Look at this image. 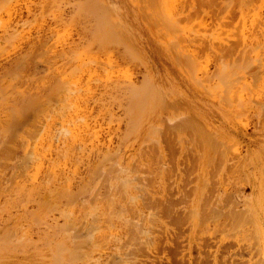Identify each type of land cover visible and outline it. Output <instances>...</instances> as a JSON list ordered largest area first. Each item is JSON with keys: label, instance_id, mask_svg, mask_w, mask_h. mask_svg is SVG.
Wrapping results in <instances>:
<instances>
[{"label": "rangeland", "instance_id": "rangeland-1", "mask_svg": "<svg viewBox=\"0 0 264 264\" xmlns=\"http://www.w3.org/2000/svg\"><path fill=\"white\" fill-rule=\"evenodd\" d=\"M246 4L247 7H245ZM94 16L97 17L94 18ZM162 16L165 21L161 19ZM172 17L174 18L172 19ZM262 18L264 19V0H0V90H2L0 91V151L2 152H0V176L5 178L0 177V245L4 246V249L0 247V264H255V260L263 261L264 264V238H262L264 237V231H262L264 229V210H262L264 207V107L262 106L264 105H261L264 104V88L262 89L264 86V53L262 54V52L264 50H261L262 46L264 48V29L261 25L264 20ZM253 20L258 21L253 22ZM176 21L179 23L176 24ZM101 22H105L102 23L104 25L108 24V26L102 25L101 27V29L103 27L105 30L107 29V32L99 28ZM240 22L243 25L248 24L247 28L246 25L241 26ZM254 24L258 28L254 29L256 26ZM230 25L233 28L229 27ZM238 25H240V29L237 28ZM108 30L109 33L111 32L110 34ZM223 32L225 33L223 34ZM236 35L238 38L241 35L246 36L248 40L251 39V45L254 44V48H252L255 50L253 51L251 48L252 52L247 55L250 64H246L245 68L240 67L243 61L240 64V59L239 57L236 59V55L230 57L231 60L228 57L222 58L217 51L220 48V43L222 46L230 45V43L231 46H234ZM211 36L212 38H210ZM215 38L219 39L216 41ZM220 38H224L225 42ZM120 40L121 48L118 46ZM177 40H180L179 43L182 40V46L176 43ZM202 40L204 41L202 42ZM104 43L106 47H104ZM115 43L116 45H114ZM213 43H218V46L215 44V47ZM258 44L259 46H257ZM172 45H176L175 48ZM102 46L107 52L103 50ZM124 46L126 49L123 48ZM258 50L262 52H258ZM180 52L182 53L180 54ZM187 53L198 61L200 67L198 66L197 70L193 66L191 68V64L188 65L191 61L184 60L189 56H186ZM260 53L261 59L259 58ZM189 57V59H193L191 56ZM258 58L260 60L257 63ZM233 60L239 62L235 63L237 66H234ZM69 61L70 63L67 65ZM223 61L227 67L228 65L232 69L234 67L233 72L226 74V77L229 78H227L229 81L226 85L224 82L227 79L221 80L215 71ZM245 61L247 60L245 59ZM95 62L96 64H94ZM259 65H263V68L261 69ZM187 67L191 68L193 76L196 74V78L192 76ZM203 67H208V69ZM214 67L216 68L214 69ZM235 67H238L239 71ZM202 69L205 70L204 75ZM76 70L81 71L78 73ZM211 72L214 73V77L211 76L214 79L210 78ZM231 74L232 77H230ZM128 75L130 79H127ZM239 77H241L239 79L241 84L239 80H236ZM242 77L245 78L242 79ZM57 78L59 80H56ZM204 78L208 79V81L204 80L205 83L202 81ZM231 78L235 81L231 82ZM49 79L50 81H48ZM54 79L57 83L61 82L62 87H65L67 82H69L66 84L68 86L72 84V87L69 86L71 89L67 91L68 89L65 87V91L73 94L65 92L67 95L62 94L64 88L58 90L60 84H54L56 82ZM199 80L202 83H198ZM125 81L130 82H127L129 85L126 87L123 85ZM236 81L239 85L236 84ZM257 81L259 85L256 84ZM147 83L150 86H147ZM132 84L137 85L138 89L139 86L142 87L140 89L146 93L145 98L148 99L145 106L141 101L142 105L146 107H142L145 109L142 115H140L142 112L137 114L139 111L137 112L135 109L137 113L133 115L128 113L129 110L132 112L133 107L128 100H125L129 99L127 95H130L127 92L129 89L125 90V88L131 87L132 90V86H130ZM233 85L239 89L234 90V92L239 91L235 95L234 92L230 93V90L233 91L231 89ZM146 86L151 89L149 90ZM243 86H246L245 90L249 88L248 90L251 89V91L254 87L253 92H249L251 96L254 95L253 98L249 97L247 90L245 96ZM134 87L133 89H135ZM117 88H120L121 91ZM229 88L230 90H228ZM150 91H152V95L148 94ZM223 91H229L230 95L227 92L224 94ZM59 92L61 93L59 94ZM119 93L125 94V96H121ZM26 94L29 95L28 101ZM239 94L245 100L243 97L239 98ZM236 95H238V100H242H239L240 103L232 98ZM222 96L228 98L227 101ZM16 98L19 99L18 102H16ZM228 100H233L234 105H229L230 101L228 102ZM247 100L249 101L247 102ZM245 102L247 104L243 106ZM75 104L77 105L75 106ZM238 105H242L243 108L247 107V110L239 108ZM67 106L71 107V111ZM61 107L67 109L62 110ZM124 107L125 109H123ZM127 116L129 118L125 119ZM80 117H83L84 122L79 120L75 123L76 120L81 119ZM130 119H136V121ZM128 123L133 124H130L129 130H127ZM172 123L173 126H177V128L175 127L177 131L181 126V133L175 132ZM135 124L137 126L133 127ZM61 129L69 131H66L69 134H65L64 130L61 132ZM172 129L175 131L169 135V131ZM55 131H60V133ZM165 131L168 136L164 134ZM126 132L131 135L127 137ZM62 133L67 136L65 137ZM57 134L60 135L57 136ZM162 134H164L163 139L160 137ZM61 135L62 137H60ZM124 136L127 138L125 139ZM208 139L210 140L208 141ZM153 140L157 142L159 140L158 144ZM157 145L160 147L158 148ZM76 148L78 152H76ZM112 149L116 150L112 152ZM105 152H107V156L108 153L110 154L108 158L104 157ZM30 153H33L34 156L31 159L29 158ZM58 155L63 156V159ZM100 157L101 161L103 158V163H99ZM26 158L32 160L31 162L34 161L33 165H30L32 163L28 160L30 166L28 165V167L27 163L26 167L23 166L27 161ZM51 161L53 163H50ZM156 162L158 165L155 164ZM95 163L100 170H96ZM27 167L28 171L25 170ZM92 168L96 170L94 174ZM99 171L102 172L99 173ZM258 171L263 172L260 174ZM89 172L92 174L89 175ZM43 174L49 175L48 178ZM108 174L109 176H107ZM51 176L54 181L51 180L52 182L49 183L48 179H51ZM87 176L91 178L94 176V178L92 180ZM112 176H116V179L114 177L113 179ZM27 178L30 179L28 182ZM67 178L70 182L65 183ZM123 178L130 182L128 180L125 182L126 179L123 180ZM131 179L133 180L131 181ZM58 181L59 185H57ZM123 183L128 184L125 186ZM50 184L57 186V191ZM6 188L8 189L6 190ZM24 188L29 189L25 190ZM63 188L76 193V195L67 191L72 194H67L70 196V200L67 195H65L66 198L63 196L66 192L61 196ZM16 189L17 191H15ZM38 190L40 193L37 192ZM9 191L13 192L15 196H12L13 194ZM123 191L126 192L125 195ZM26 193L27 196L24 197ZM121 193L123 194L119 195ZM200 194H204V196ZM22 196L24 200L26 197L28 198L27 202L21 199ZM118 196L119 198H117ZM59 197L64 198L59 200ZM40 198L43 202H48L47 205L45 203L44 206L41 205L43 202ZM67 198L68 200H65ZM120 199L121 201H119ZM19 200L24 202H19ZM259 200L263 203L262 207ZM17 203L18 208L16 207ZM50 204H53L52 210ZM166 204L172 206L174 204L173 207H170L172 208L171 212H167L169 207L165 208ZM105 205H107L106 208ZM55 208L61 210L57 211ZM53 210L56 211L53 212ZM116 211H120V213L118 212L120 215ZM231 211L242 212L237 216H245L248 220L242 218L244 221H240L242 224L238 225L240 219H236V215L233 218L231 213L234 214V212ZM62 212L65 215L68 212H73L74 215L67 214L70 215L69 219L73 216L72 224L68 225L70 221L66 216L64 217ZM108 212L109 214L113 213L112 216H117L110 215L109 217ZM246 212L248 215H245ZM30 214L31 216H28ZM9 216L10 218H8ZM38 218L48 223L42 221L43 225L40 222V225L35 226L33 222L40 221ZM259 218L263 223L258 221ZM252 219L254 223H251ZM235 220L238 221L235 223ZM38 223L36 222V224ZM16 229L17 234L15 233ZM18 229H20V234ZM64 229L66 230L64 231ZM42 233L44 236L47 234L46 237L43 236L45 239L48 234L50 235L48 242L50 245L46 244L48 238L47 241L42 239L45 243L41 241ZM6 234L9 235L8 237H12L11 240L5 237ZM3 236L5 239L1 238ZM19 237L22 239L24 237L25 240ZM16 239L23 242L20 243ZM27 240H31L34 244ZM56 244L59 246L56 247ZM63 249H66L64 253Z\"/></svg>", "mask_w": 264, "mask_h": 264}, {"label": "bare ground", "instance_id": "bare-ground-1", "mask_svg": "<svg viewBox=\"0 0 264 264\" xmlns=\"http://www.w3.org/2000/svg\"><path fill=\"white\" fill-rule=\"evenodd\" d=\"M93 1H94V0H93ZM96 1H97V0H96ZM249 1H250V0H249ZM252 1H253V0H252ZM255 1H256V0H255ZM96 3H97V2H96ZM250 3H252V2H250ZM254 3H255V2H254ZM50 4H51V3H50ZM93 4H94V3H93ZM99 4H100V3H99ZM229 4H230V6H231V3H229ZM85 5H86V4H85ZM94 5H95V4H94ZM252 5H253V4H252ZM249 6H250V5H249ZM89 7H90V6H89ZM101 7H102V6H101ZM232 7H233V6H232ZM245 7H247V4L245 5ZM260 7H261V5H260ZM262 7H263V6H262ZM96 8H97V7H96ZM242 8H243V7H242ZM254 8H255V7H254ZM152 9H153V8H152ZM225 9H226V8H225ZM235 9H236V8H235ZM84 10H85V9H84ZM155 10H156V9H155ZM259 10H260V9H259ZM259 10H258V12H259ZM261 10H262V9H261ZM261 10H260V11H261ZM98 11H99V10H98ZM157 11H159V10L157 9ZM231 11H232V10H231ZM262 11H263V10H262ZM183 12H184V11H183ZM183 12H182V13H183ZM229 12H230V11H229ZM95 13H96V12H95ZM160 13H162V12L160 11ZM160 13H159V14H160ZM178 13H179V12H178ZM96 14H97V13H96ZM157 14H158V13H157ZM211 14H212V13H211ZM256 14H257V13H256ZM259 14H260V13H259ZM242 15H243V12H242ZM261 15H262V14H261ZM156 16H157V15H156ZM254 16H255V15H254ZM257 16H260V15H257ZM257 16H256V17H257ZM95 17H97V16H94V18H95ZM158 17H159V16H158ZM158 17H157V18H158ZM162 17H163V18H162ZM162 17H161V19L164 20V16H162ZM170 17H171V16H170ZM218 17H219V16H218ZM226 17H227V16H226ZM237 17H238V16H237ZM260 17H261V16H260ZM262 17H263V16H262ZM173 18H174V17H172V19H173ZM244 18H245V16H244ZM252 18H253V17H252ZM258 18H259V17H258ZM167 19H168V18H167ZM180 19H182V18H180ZM218 19L220 20V18H218ZM245 19H247V18H245ZM262 19H263V18H262ZM159 20H160V19H159ZM162 20H160V21L162 22ZM216 20H217V19H216ZM263 20H264V19H263ZM102 21H104V20H102ZM164 21H165V20H164ZM217 21H218V20H217ZM241 21H242V20H241ZM257 21H258V20H257ZM257 21H256V20H253V22H257ZM247 22H248V21H247ZM251 22H252V21H250V23H251ZM253 22H252V23H253ZM102 23H105V22H101V24H99V25H100V27H99L100 29H101L102 25H103V26H106V25L108 26V24L104 25V24H102ZM162 23H163V22H162ZM178 23H179V22L176 21V24H178ZM223 23H224V22H223ZM226 23H227V22H226ZM240 23H241V22H240ZM259 23H260V22H259ZM261 23H262V24H261ZM261 23H260V24L262 25V28L264 29V21L261 22ZM232 24H233V23H232ZM163 25H164V23H163ZM224 25H225V24H224ZM227 25H228V24H226V26H227ZM245 25H246V24H245ZM245 25H243V24L241 23V26H245ZM247 25H248V24H247ZM247 25L245 26L246 28H247ZM254 25H256V24H254ZM261 25H259V26H261ZM153 26H154V23H153ZM164 26H165V25H164ZM164 26H163V27H164ZM256 26H257V25H256ZM256 26H255L254 29L258 28V26H257V27H256ZM97 27H98V26H97ZM158 27H161V26H158ZM173 27H174V25H173ZM221 27H224V26H221ZM227 27H228V26H227ZM229 27H232V26L230 25ZM129 28H130V27H129ZM155 28H156V27H155ZM174 28H175V27H174ZM232 28H233V27H232ZM237 28L240 29V25H238ZM102 29H104V27H103ZM102 29H101V30H102ZM175 29L177 30V28H175ZM239 29H238V30H239ZM259 29H260V28H259ZM95 30H96V29H95ZM98 30H99V29H98ZM109 30H110V29H109ZM109 30H108V33H109ZM176 30H175V31H176ZM218 30H219V29H218ZM235 30H236V29H235ZM244 30H245V29H244ZM250 30H251V29H250ZM252 30H253V29H252ZM102 31H106V32H107V29H106V30L104 29V30H102ZM175 31H173V32L176 33ZM179 31H180V30H179ZM248 31H249V29H248ZM100 32H101V31H100ZM177 32H178V31H177ZM209 32H210V31H209ZM246 32H247V31H246ZM246 32H244V33H246ZM261 32H262V31H261ZM103 33H105V32H103ZM110 33H111V32H110ZM110 33H109V34H110ZM118 33H119V32H118ZM224 33H225V32H223V34H224ZM239 33H240V32L238 31V34H239ZM244 33H243V34H244ZM263 33H264V32H263ZM90 34H91V33H90ZM109 34H108V36H109ZM251 34H252V32H251ZM257 34H258V33H257ZM261 34H262V33H261ZM92 35H93V34H92ZM106 35H107V34H106ZM106 35H105V36H106ZM121 35H122V34H121ZM179 35L181 36V33H179ZM221 35H222V33H221ZM233 35H234V34H233ZM244 35H245V34H244ZM249 35H250V34H249ZM102 36H103V35H102ZM114 36H115V35H114ZM124 36H125V35H124ZM238 36H239V35H238ZM241 36H242V35H241ZM241 36H239V38H238L237 35H236V37H235L236 40L234 41V42H235L234 46H231V43H230V45H229V44H226V45L222 46V43H220V44H219L220 48L218 49V47H217L218 50H217V49H214V48H213V49H214V50H217L218 53H220L219 56H221L222 58H223V57H228V58H230V57L236 55V56H235L236 59H237V57H239V59H240V61H239L240 64H241V62L243 61V63H242L243 66H241V65H242V64H241L240 67H241V68H242V67L245 68L244 66H246V64H248L249 61H250V60L248 61V56H247V55H250V52H252V51H251V48H252V47L254 48V44H253V46H252V45H251V42H252L251 39L248 40V39L246 38V36H242V37H241ZM250 36H252V35H250ZM253 36H254V35H253ZM109 37H110V36H109ZM181 37H182V36H181ZM197 37H199V36H197ZM218 37H219V35H218ZM232 37H233V36H232ZM247 37L249 38V36H247ZM256 37H257V36H256ZM89 38H90V37H89ZM105 38H106V37H105ZM105 38H103V39H105ZM116 38H118V37H116ZM123 38H124V37H123ZM126 38H127V37H126ZM194 38H195V37H194ZM206 38H208V37H206ZM210 38H212V36H211ZM258 38H259V37H258ZM14 39H15V38H14ZM106 39L108 40V38H106ZM161 39H162V38H161ZM174 39H176V37H174ZM195 39H197V38H195ZM215 39H216V38H215ZM217 39H219V38H217ZM217 39H216V41H217ZM220 39H221V38H220ZM222 39L224 40V38H222ZM222 39H221V40H222ZM89 40H90V39H89ZM89 40H88V41H89ZM100 40H101V39H100ZM111 40H112V39H111ZM111 40H109V41H111ZM116 40H117V39H116ZM116 40H114V41H116ZM252 40H253V39H252ZM122 41H123V40H122ZM129 41H130V40H129ZM178 41L180 42V40H177L176 43H178V45L180 44V45L182 46V40H181V43H179ZM191 41H192V40H191ZM197 41H200V40H197ZM203 41H204V40H202V42H203ZM218 41H219V40H218ZM230 41H231V40H230ZM46 42H47V41H46ZM100 42H101V41H100ZM100 42H99V44L101 45ZM117 42H118V41H117ZM120 42H121V40L118 42V44H119ZM192 42H193V41H192ZM192 42H191V43H192ZM194 42L196 43V40H194ZM223 42H225V40H224ZM253 42H254V40H253ZM39 43H40V42H39ZM57 43H58V42H57ZM85 43H86V42H85ZM106 43H107V42H106ZM112 43H114L113 40H112ZM112 43H111V44H112ZM183 43H184V41H183ZM205 43H207L206 40H205ZM209 43H210V42H209ZM227 43H228V42H227ZM254 43H255V42H254ZM41 44H42V43H41ZM41 44H40V46H41ZM104 44H105V43H104ZM124 44H126V43H124ZM171 44H174V43H171ZM215 44H216V43H213L214 46H215ZM107 45H108V44H107ZM114 45H116V43H115ZM122 45H123V43H122ZM122 45H121V46H122ZM126 45H127V44H126ZM209 45H211V43H210ZM260 45H261V44H260ZM9 46H10V45H9ZM50 46H51V45H50ZM96 46H97V44H96ZM112 46H113V45H112ZM118 46L120 47V44H119ZM172 46H173V45H172ZM174 46H176V45H174ZM174 46H173V47H174ZM216 46H218V43L216 44ZM216 46H215V47H216ZM257 46H259V44H258ZM257 46L255 45V48H256ZM261 46H262V45H261ZM104 47H106V44L104 45ZM115 47H116V46H115ZM128 47H129V46H128ZM134 47H135V46H134ZM201 47H202V46H201ZM50 48H51V47H50ZM97 48H98V47H97ZM102 48H103V46H102ZM102 48H101V49H102ZM120 48H121V47H120ZM123 48L126 49L125 46H124ZM123 48H122V49H123ZM174 48H175V47H174ZM181 48H182V47H181ZM191 48L193 49V47H191ZM197 48H198V47H197ZM253 48H252V49H253ZM93 49H94V48H93ZM101 49H100V50H101ZM124 49H123V51L125 52ZM262 49L264 50L263 46H262L261 50H262ZM4 50H5V49H4ZM103 50L105 51V48H103ZM103 50H102V51H103ZM128 50H129V49H128ZM196 50H198V49H196ZM254 50H255V49H253V51H254ZM261 50H260V51H261ZM263 50H262V51H263ZM47 51H48V50H47ZM123 51H122V52H123ZM179 51H180V50H179ZM185 51H187V50H185ZM260 51L258 50V52H260ZM262 51H261V52H262ZM93 52H94V51H93ZM105 52H107V50H106ZM133 52H134V51H133ZM133 52H132V53H133ZM189 52H190V51H189ZM189 52H188V53H189ZM72 53H73V52H72ZM91 53H92V52H91ZM125 53H127V51H126ZM132 53H131V55H133ZM171 53H172V52H171ZM181 53H182V52H180V54H181ZM188 53H187L186 56L189 55ZM211 53H212V52H211ZM216 53H217V52H216ZM255 53H256V52H255ZM263 53H264V52H262V54H263ZM200 54H201V53H200ZM213 54H214V53H213ZM24 55H25V54H24ZM29 55H30V54H29ZM41 55L43 56V55H45V54H41ZM61 55H62V54H61ZM61 55H60V57L62 58ZM69 55H70V54H69ZM86 55H87V54H86ZM172 55H173V54H172ZM253 55H254V54H253ZM37 56H38V55H37ZM58 56H59V55H58ZM122 56H123V54H122ZM126 56H127V54H126ZM128 56L130 57L129 54H128ZM133 56H135V55H133ZM183 56H184V55H183ZM183 56H182V58H185V57H183ZM189 56L192 57V55H189ZM189 56H188V58L186 57V59H184V60L189 61V62L191 61V62H190L189 64H188V63H186V64H188V65L191 64L190 67L192 68V66H193L195 69L198 68V66L200 67V65H198V64H199L198 61L195 60L194 57H192V58H193L192 60L189 59V58H190ZM251 56H252V55H251ZM258 56H259V54H258ZM20 57H21V56H20ZM53 57H54V56H53ZM235 57H234V58H235ZM262 57H263V56H262ZM36 58H37V57H36ZM56 58H59V57H56ZM124 58H125V54H124ZM126 58H128V57H126ZM131 58H132V57H131ZM197 58H199V57H197ZM215 58H216V57H215ZM222 58H221V59H222ZM252 58H253V57H252ZM259 58L261 59V53H260ZM259 58H258V60H257V63H258V61L260 60ZM54 59H55V58H54ZM62 59H63V58H62ZM188 59H189V60H188ZM221 59H220V60H221ZM225 59H226V58H225ZM230 59L232 60V58H230ZM245 59H246L247 61H245ZM249 59H250V58H249ZM19 60H20V59H19ZM21 60L23 61V58H21ZM50 60H51V59H50ZM177 60H179V59H177ZM220 60H219V62H220ZM222 60H223V59H222ZM222 60H221V61H222ZM252 60H253V59H251V61H252ZM13 61H14V60H13ZM48 61H49V60H48ZM224 61H225V60H224ZM224 61H223V63L221 62V63L219 64V66H218V69L215 70V71L217 72L216 75L218 74L219 77L221 78V80L223 79V81H225V80L228 78V76L226 77V74H228L229 72H233V69H234L233 65H232L233 69H232L229 65H228V67H227V64L224 63ZM236 61H237V60H236ZM15 62H16V60H15ZM66 62H67V61H66ZM71 62H72V61H71ZM73 62H74V61H73ZM73 62H72V63H73ZM233 62H234V66H235V65L237 64L238 61L235 62V61L233 60ZM239 62H238V63H239ZM252 62H253V61H252ZM260 62H261V61H260ZM18 63H19V62H18ZM50 63H51V62H50ZM69 63H70V61L67 63V65H68ZM87 63H88V62H87ZM90 63H91V61H90ZM97 63H98V62H97ZM100 63H101V62H100ZM100 63H99V64H100ZM201 63L204 64L203 62H201ZM228 63H229V62H228ZM235 63H236V64H235ZM10 64H11V61H10ZM13 64H14V63H13ZM15 64H16V63H15ZM22 64H23V63H22ZM51 64H52V63H51ZM63 64H65V63H63ZM94 64H96V62H95ZM103 64H104V63H103ZM223 64H226V65H223ZM229 64H231V63H229ZM249 64H250V63H249ZM252 64H253V63H252ZM260 64H261V63H260ZM263 64H264V62H263ZM11 65H12V64H11ZM25 65H26V64H25ZM83 65H84V64H83ZM85 65H86V64H85ZM91 65H92V64H91ZM104 65H106V64H104ZM183 65H185V64L183 63ZM21 66H22V65H21ZM65 66H66V64H65ZM185 66H186V65H185ZM215 66H216V65H215ZM236 66H237V65H236ZM250 66H252V65H250ZM257 66H258V65H257ZM259 66L261 67V69L264 67L263 65H262L263 67H262L261 65H259ZM26 67H27V66H26ZM83 67H84V66H83ZM106 67H107V66H106ZM240 67H239V68H240ZM247 67H248V66H247ZM260 67H259V69H260ZM16 68H17V67H16ZM69 68H70V67H69ZM100 68H102V67H100ZM187 68H188V67H187ZM191 68H190V69H191ZM194 68H193V69H194ZM203 68H204V69H205V68L208 69V67H203ZM215 68H216V67H214V69H215ZM248 68H249V67H248ZM250 68H251V67H250ZM9 69H10V68H9ZM20 69H21V68H20ZM110 69H111V68H110ZM190 69L188 68L189 72H191ZM199 69H201V68H199ZM235 69L237 70L238 67H235ZM7 70H8V69H7ZM24 70H25V69H24ZM26 70H27V69H26ZM68 70H69V69H68ZM74 70H75V69H74ZM102 70H103V69H102ZM196 70H197V69H196ZM202 70H203V69H202ZM1 71H2V70H1ZM17 71H18V69H17ZM19 71H20V70H19ZM21 71H22V70H21ZM38 71H39V70H38ZM44 71H45V70H44ZM76 71H77V70H76ZM79 71H81V70H79ZM79 71H77V72L79 73ZM103 71H104V70H103ZM103 71H102V72H103ZM200 71H201V70H200ZM204 71H205V70L202 71V74H203ZM237 71H239V70H237ZM242 71H243V70L241 69V72H242ZM247 71H248V70H247ZM255 71H256V70H255ZM4 72H6L5 69H4ZM12 72H14L13 69H12ZM74 72H75V71H74ZM77 72H76V73H77ZM105 72H106V71H105ZM105 72H104V73H105ZM198 72H199V70H198ZM206 72H207V71H206ZM213 72H214V71H213ZM213 72H211L212 74L210 75V78H213V77H214L213 74H214L215 72H214V73H213ZM256 72H258V71H256ZM263 72H264V71H263ZM2 73H3V72H2ZM23 73H24V72H23ZM34 73H35V72H34ZM52 73H53V72H52ZM65 73H66V72H65ZM191 73H192V76H193V72H191ZM196 73H197V72H196ZM204 73H205V72H204ZM235 73H236V72H235ZM235 73H234V74H235ZM5 74H6V73H5ZM5 74H4V75H5ZM7 74H8V73H7ZM9 74H10V73H9ZM9 74H8V75H9ZM26 74H27V73H26ZM73 74H75V73H73ZM194 74H195V73H194ZM198 74H199V73H198ZM209 74H210V73H209ZM232 74H233V73H232ZM232 74L230 75V77H232ZM251 74H252V71H251ZM16 75H17V74H16ZM31 75H32V74H31ZM75 75H76V74H75ZM195 75H196V74H195ZM195 75H194L193 77L196 78L197 76H195ZM200 75H201V74H200ZM203 75H204V74H203ZM203 75H202V76H203ZM17 76H18V75H17ZM27 76H28V75H27ZM211 76H213V77H211ZM243 76H244V75H243ZM2 77H3V75H2ZM21 77H22V76H21ZM44 77H46V76H44ZM107 77H108V76H107ZM233 77H234V76H233ZM247 77H248V76H247ZM251 77H252V76H251ZM0 78H1V77H0ZM121 78H122V77H121ZM195 78H194V80H195ZM200 78H201V77H200ZM207 78H208V77H207ZM207 78H204L202 81H204V80H205V81H208ZM215 78H216V77H215ZM224 78H225V80H224ZM234 78H235V77H234ZM243 78H245V77H242V79H243ZM51 79H52V77H51ZM127 79H130V78H129V75H128V78H127ZM213 79H214V78H213ZM213 79H212V80H213ZM216 79H218V81H221V80H219V78H216ZM216 79H215V80H216ZM228 79H229V78H228ZM228 79L224 82V85L227 84V81H229ZM239 79H241V77H239V78L236 79V80H239ZM247 79H248V78H247ZM52 80H53V79H52ZM54 80H55V79H54ZM56 80H59V79L57 78ZM56 80H55V81H56ZM131 80H132V79H131ZM210 80H211V79H210ZM212 80H211V81H212ZM252 80H253V78H252ZM258 80H263V79H258ZM38 81H39V80H38ZM48 81H50V79H49ZM55 81H54V82H55ZM79 81H80V80H79ZM195 81H197V80H195ZM205 81H204V83H205ZM216 81H217V80H216ZM232 81H235V80H234V79L232 80V78H231V82H232ZM240 81H241V80H239V83H240ZM94 82H96V80H94ZM120 82H121V81H120ZM127 82H128V81H127ZM127 82L125 81L124 84H123V83H122V84L126 87L127 85H129L128 83H130V82H128V83H127ZM187 82H188V81H187ZM252 82H253V81H252ZM259 82H260V81H259ZM263 82H264V80H263ZM32 83H33V82H32ZM60 83H61V82L58 81V83H57V81H56L54 84H56V85L58 84V85H59ZM73 83H74V82H73ZM77 83H78V82H77ZM198 83H202V82H200V80H199ZM208 83H210V82H208ZM220 83H221V82H220ZM244 83H245V82H244ZM66 84H69V82H67ZM66 84H65L64 86L66 87V89H68L67 91H69V90L71 89V88H69V86L72 87L73 85L71 84L72 86H71V85L68 86V85H66ZM143 84H144V83H143ZM147 84H148V85H147ZM147 84H146L147 86H150L149 83H147ZM236 84H238L237 81H236ZM236 84H235V85H236ZM240 84H241V83H240ZM256 84L259 85V84H258V81L256 82ZM14 85H15V84H14ZM17 85H18V84H17ZM61 85H63V84H60V85H59V89H58V90H62V89L64 88V89L62 90V92H63L62 94L67 93V92L65 91V87H62ZM113 85H114V84H113ZM119 85H120V84H119ZM221 85H222V84H221ZM238 85H239V84H238ZM238 85H237V86H238ZM244 85H245V84H244ZM48 86H49V85H48ZM52 86H55V85H52ZM67 86H68V87H67ZM124 86H123V87H124ZM130 86H132V90H131V87H130V88H129V87H128V88H125V90H128V89L131 90V91H129V90L127 91V92L130 93V95H129V96L127 95V97H129V99L127 98V99H125V100H128V101L130 102V104L132 105L133 108L131 109V108L129 107L130 104L126 101V102L129 104V105H127V104H126V105L132 110V112H131L130 110L128 111V109H126V110L128 111V113H129L130 115H133L134 113H137L138 111H139V112H138L137 114H139L140 112H142V113L140 114V115H142L143 112H145V111H143V110H145V109H142V107H144V106L147 104L146 101L148 102V99L145 98V97H146V93H145L143 90L140 89V88H142V87H140V86H139V89H140V90L138 89L137 85H135V84H132V85H130ZM134 86H135V87H134ZM141 86H142V84H141ZM147 86H146V87H147ZM176 86H177V85H176ZM199 86H200V85H199ZM233 86H234V85H233ZM233 86H232V87H233ZM253 86H254V85H253ZM17 87H18V86H17ZM118 87H122V86H118ZM133 87H134L135 89H133ZM136 87H137V88H136ZM232 87H231V89H233V91H231L230 88L228 89V90H230V93H231V92H234L235 89H238L236 86H234L235 88H234V87L232 88ZM243 87H244V86H243ZM247 87H248V86H247ZM254 87L256 88V86H254ZM254 87H253V89H254ZM45 88H46V87H45ZM45 88H44V89H45ZM56 88H57V87H56ZM61 88H62V89H61ZM144 88H145V87H144ZM147 88H148L149 90L151 89V87H150V88L147 87ZM223 88H224V87H223ZM245 88H246V86L243 88V92H244ZM260 88H261V86H260ZM263 88H264V86L262 87V89H263ZM12 89H14V88H12ZM49 89H50V88H49ZM118 89H119V91H121L120 88H117V90H118ZM123 89H124V88H123ZM137 89H138V90H137ZM213 89L215 90V88H213ZM248 89H249V88H248ZM248 89H246V90L248 91V93H249V92H253V89H252V91H251V89H250V90H248ZM52 90H53V89H52ZM79 90H80V89H79ZM153 90H154V89H153ZM224 90H225V89H224ZM238 90H239V89H238ZM238 90H237V92H239ZM246 90H245V92H244V93H245V96H246ZM256 90H257V89H256ZM260 90H261V89H260ZM0 91H2V90H0ZM10 91H11V90H10ZM10 91H9V94H10ZM48 91H49V90H48ZM200 91H201V90H200ZM241 91H242V90H241ZM12 92H13V91H12ZM49 92H50V91H49ZM64 92H65V93H64ZM79 92H80V91H79ZM127 92L125 91V94H126ZM151 92H152V91H150L148 94H150ZM223 92H224V91H223ZM226 92H227V91H225L224 94H225ZM228 92H229V91H228ZM228 92H227V94H228ZM237 92H234V95H235V93L237 94ZM45 93H46V92H45ZM60 93H61V92H59V94H60ZM68 93L70 94L71 92H68ZM68 93H67V94H68ZM74 93H75V92H74ZM129 93H128V94H129ZM221 93H222V91H221ZM244 93H241V94L244 95ZM248 93H247V94H248ZM254 93H258V92H254ZM263 93H264V92H263ZM2 94H3V93H2ZM16 94H17V93H16ZM67 94H65V95H67ZM72 94H73V93H72ZM72 94H70V95H72ZM119 94H120V93H119ZM125 94H122V95L120 94V95H121V96H123V95L125 96ZM148 94H147V96H149ZM241 94H239V95H240L239 98H240V97H243V96H241ZM251 94H252V93H251ZM19 95H20V94H19ZM26 95H28V94H26ZM151 95H152V93H151ZM228 95H230V94H228ZM228 95H224V96L227 97ZM248 95H249V97L251 96L250 93H249ZM252 95H253V94H252ZM259 95H260V94H259ZM17 96H18V95H17ZM43 96H44V95H43ZM121 96H120V97H121ZM156 96H157V95H156ZM4 97H5V96H4ZM14 97H16V96H14ZM14 97H13V98H14ZM21 97H22V96H21ZM28 97H29V95L27 96V101L29 100ZM32 97H33V96H32ZM32 97H31V98H32ZM34 97H35V95H34ZM44 97H45V96H44ZM47 97H48V96H47ZM47 97H46V98H47ZM72 97H73V96H72ZM222 97H223V96H222ZM225 97H223V98H224V100L227 101L228 98H225ZM228 97H229V96H228ZM237 97H238V95H236V97L233 96L232 98L236 99L238 102H239V100L242 101L241 99L238 100ZM249 97H248V99H250ZM253 97H254V95L251 96V98H253ZM261 97H262V94H261ZM39 98H40V96H39ZM39 98H38V99H39ZM65 98H67V97H65ZM144 98H145V99H144ZM151 98H152V96H151ZM230 98H231V96H230ZM232 98H231V99H232ZM258 98H259V97H258ZM258 98H257V99H258ZM3 99H4V98H3ZM14 99H15V98H14ZM47 99H48V98H47ZM67 99H68V98H67ZM67 99H65V100H67ZM110 99H111V98H110ZM143 99H144V100H143ZM146 99H147V100H146ZM149 99H150V96H149ZM243 99H244V97H243ZM260 99L263 100L264 98H263V99L260 98ZM10 100H11V99H10ZM16 100H17V98H16ZM18 100H19V99H18ZM18 100H17L16 102H18ZM21 100H24V99H21ZM31 100H32V99H31ZM65 100H64V101H65ZM150 100H151V99H150ZM244 100H245V99H244ZM252 100H253V99H252ZM252 100H250V101H252ZM4 101H5V99L3 100V102H4ZM13 101H14V100H13ZM24 101H25V100H24ZM33 101H34V98H33ZM37 101H38V100H37ZM57 101H58V100H57ZM61 101H62V100H61ZM120 101H121V100H120ZM141 101H142V103H144V104H143L144 106L142 105ZM152 101H153V98H152ZM158 101H159V100H158ZM221 101H222V99H221ZM229 101H230V100H228V102H229ZM232 101H233V100H231L230 102H232ZM248 101H249V100H247V102H248ZM253 101H254V102H257V101H255V100H253ZM22 102H23V101H22ZM47 102H48V100H47ZM72 102H73V101H72ZM123 102H125V101H123ZM228 102H227V103H228ZM230 102H229V105H231V106H232V104L234 105V101H233V103H231V104H230ZM247 102H245V105L243 104V106H246ZM11 103H12V102H11ZM14 103H15V101H14ZM23 103H24V102H23ZM49 103H52V102L49 101ZM62 103H63V102H62ZM69 103H70V102H69ZM121 103H122V102H121ZM140 103H141V105H140ZM145 103H146V104H145ZM153 103H154V101H153ZM239 103H240V102H239ZM258 103H259V102H258ZM0 104H1V103H0ZM12 104H13V103H12ZM19 104H20V103H19ZM150 104H151V103H150ZM241 104H242V103H241ZM260 104H261V103H260ZM14 105H15V104H14ZM26 105H27V104H26ZM54 105H55V104H54ZM70 105H71V104H70ZM76 105H77V104H75V106H76ZM139 105H140V106H139ZM236 105H237V104H236ZM261 105H264V104L262 103ZM46 106H48V105H46ZM46 106H45V107H46ZM51 106H52V105H51ZM51 106H50V109H51ZM71 106L73 107V105H71ZM138 106H139V109L137 108ZM153 106H154V105H153ZM238 106H239V105H238ZM238 106H236V107H238ZM28 107H29V106H28ZM35 107H36V106H35ZM45 107H44V109H45ZM118 107H119V105H118ZM240 107H242V105L239 106V108H240ZM252 107H253V106H252ZM252 107H250V108H252ZM262 107H264V106H262ZM61 108H62V107H61ZM67 108H68L69 110L71 109L70 106H69V107L67 106ZM67 108H66V109H67ZM119 108H120V107H119ZM126 108H127V107H126ZM136 108H137L138 110H137ZM144 108H146V107H144ZM149 108H150V107H149ZM234 108H235V107H234ZM6 109H7V108H6ZM12 109H13V108H12ZM41 109H42V108H41ZM58 109H59V108H58ZM58 109H57V110H58ZM63 109H65V107L62 108V110H63ZM66 109H65V110H66ZM72 109H73V108H72ZM123 109H125V107H124ZM134 109H135L137 112H135ZM140 109H142V111H140ZM242 109H246V110H247V107H246V108H245V107H244V108L242 107ZM13 110H14V109H13ZM13 110H12V111H13ZM57 110H56V111H57ZM60 110H61V109H60ZM126 110H124V111H126ZM10 111H11V110H10ZM20 111H22V110H20ZM70 111H71V110H70ZM127 111H126V112H127ZM148 111H149V110H148ZM13 112H14V111H13ZM22 112H24V111H22ZM44 112H45V111H44ZM49 112H51V111H49ZM130 112H131V113H130ZM52 113H53V112H52ZM42 114H43V113H42ZM78 114H79V113H78ZM55 115H56V113H55ZM79 115H80V114H79ZM140 115H139V116H140ZM238 115H239V114H238ZM82 116H83V115H82ZM109 116H110V115H109ZM135 116H138V115H135ZM241 116H242V115H241ZM0 117H1V116H0ZM13 117H14V115H13ZM58 117H59V116H58ZM59 118H60V117H59ZM63 118H64V117H63ZM80 118H81V117H80ZM108 118H109V117H108ZM126 118H129V116L125 117V119H126ZM132 118H134V117H132ZM135 118H137V117H135ZM161 118H162V117H161ZM12 119H13V118H12ZM14 119H15V117H14ZM16 119H17V118H16ZM48 119H50V118L48 117ZM66 119H67V118H66ZM138 119H139V118H138ZM140 119H141V116H140ZM186 119H188V118H186ZM186 119H185V120H186ZM79 120H81L80 122H82L83 117H82L81 119L76 120L75 123H77V121H79ZM128 120H129V119H127V122H129ZM130 120H134V119H130ZM162 120H163V119H162ZM177 120H178V119H177ZM177 120H176V121H177ZM193 120H194V119H193ZM193 120H192V121H193ZM195 120H196V119H195ZM134 121H136V119H135ZM134 121H133V122H134ZM160 121H161V120H160ZM179 121H180V119H179ZM183 121H184V120H183ZM188 121H189V120H188ZM83 122H84V120H83ZM83 122H82V123H83ZM133 122H132V123H133ZM174 122H175V121H174ZM185 122H186V121H185ZM42 123H43V122H42ZM70 123H71V122H70ZM82 123H80V124H82ZM132 123H130V124H132ZM135 123H137V122H135ZM176 123H177V122H176ZM186 123H187V122H186ZM188 123H190V122H188ZM194 123H196V122H194ZM89 124H90V123H89ZM128 124H129V123H128ZM130 124H129V126H127V127H128L127 130H129ZM133 124H134V123H133ZM133 124H132V125H133ZM190 124H192V123H190ZM197 124H198V123H197ZM9 125H10V124H9ZM9 125H8V126H9ZM29 125H30V124H29ZM70 125H71V124H70ZM70 125H69V126H70ZM83 125H85V124H83ZM137 125H138V123H137ZM137 125L135 124V126H133V127H136ZM169 125H170V124H169ZM177 125H180V124H177ZM182 125H183V124H182ZM192 125H193V124H192ZM42 126H43V125H42ZM85 126H86V125H85ZM89 126H90V125H89ZM172 126H173V123H172ZM183 126H185V125H183ZM186 126H188V125L186 124ZM131 127H132V126H131ZM133 127H132V128H133ZM151 127H152V126H151ZM175 127L177 128V126H173V129H174ZM189 127H190V125H189ZM194 127H195V126H194ZM42 128H43V127H42ZM42 128H41V129H42ZM80 128H81V127H80ZM132 128H131V130H132ZM154 128H155V127H154ZM154 128H152V129H154ZM171 128H172V127H171ZM171 128H169V129H171ZM176 128H175L176 131H175V130H174V131H175V132H178V134H179V132H180V130H181V126H180V130L178 129V131H177ZM185 128H186V127H185ZM185 128H184V129H185ZM187 128H188V127H187ZM192 128H193V127H192ZM192 128H191V129H192ZM65 129H66V128H65ZM65 129H61V132H63V130H64V133L68 135L69 133H67V132H69V131H67V130H65ZM91 129H92V128H91ZM173 129L169 131V133H170L169 135H171V134L174 132ZM184 129H183V130H184ZM12 130H13V129H12ZM33 130H34V129H33ZM131 130H130V131H131ZM133 130H135V129H133ZM193 130H194V129H193ZM197 130H198V129H197ZM40 131H42V130H40ZM66 131H67V132H66ZM125 131H126V128H125ZM130 131H127V132L129 133ZM155 131H156V130H155ZM157 131H158V128H157ZM157 131H156V133H158ZM172 131H173V132H172ZM12 132H13V131H12ZM23 132H24V131H23ZM55 132H56V131H55ZM55 132H54V133H55ZM127 132H126V134H127ZM133 132H134V131H133ZM152 132H154V131H152ZM152 132H151V134H150L151 136H152ZM161 132H162V129H161ZM161 132H160V133H161ZM182 132H183V131H182ZM191 132H192V131H191ZM198 132H199V131H198ZM21 133H22V132H21ZM56 133H60V131H59V132H56ZM64 133H62V134L66 137L67 135H65ZM130 133H131V132H130ZM180 133H181V132H180ZM184 133H185V132H184ZM199 133H200V132H199ZM201 133H202V132H201ZM9 134H10V133H9ZM17 134H18V133H17ZM131 134H132V133H131ZM131 134H130V135H131ZM148 134H149V133H148ZM153 134H154V133H153ZM164 134H166V136H168V133H167L166 131L164 132ZM164 134H162V136H160L162 139L164 138ZM193 134H194V133H193ZM39 135H40V132H39ZM58 135H60V134H57V136H58ZM72 135H73V134H72ZM128 135H129V134H127V137H128ZM130 135H129V136H130ZM160 135H161V134H160ZM201 135H203V133H202ZM42 136H43V135H42ZM64 136H63V137H64ZM122 136H123V135H122ZM122 136H121V137H122ZM153 136H154V135H153ZM158 136H159V135H158ZM60 137H62V135H61ZM74 137H75V136H74ZM74 137H73V138H74ZM77 137H78V136H77ZM124 137H125V136H124ZM127 137H125V139H126ZM147 137H148V136H147ZM154 137H155V136H154ZM44 138H45V137H44ZM75 138H76V137H75ZM82 138H83V137H82ZM98 138H99V137H98ZM144 138H145V137H144ZM171 138H172V136H171ZM199 138H200V136H199ZM203 138H204V137H203ZM29 139H30V137H29ZM89 139H90V138H89ZM121 139H122V138H121ZM121 139H120V140H121ZM147 139H148V138H147ZM7 140H8V138H7ZM7 140H6V141H7ZM33 140H34V139H33ZM52 140H54V139H52ZM55 140H56V138H55ZM95 140H96V139H95ZM97 140H98V139H97ZM123 140H124V139H123ZM150 140H151V139H150ZM209 140H210V139H208V141H209ZM39 141H40V140H39ZM65 141H66V139L64 140V142H65ZM153 141H154V140H153ZM160 141H161V143H162V140H160ZM203 141H204V139H203ZM9 142H10V141H9ZM55 142H56V141H55ZM68 142H69V141H68ZM143 142H144V141H143ZM150 142H151V141H150ZM154 142L158 144L159 140H158V142H157V141H154ZM5 143H6V142H5ZM5 143H4V144H5ZM33 143H34V142H33ZM44 143H45V142H44ZM44 143H43V146H44ZM61 143H63V142H61ZM83 143H84V142H83ZM207 143H208V142H207ZM209 143H211V142H209ZM6 144H7V143H6ZM12 144H13V143H12ZM14 144L16 145V143H14ZM36 144H37V143H36ZM143 144H144V143H143ZM149 144H150V143H149ZM159 144H160V143H159ZM162 144H163V143H162ZM7 145H8V144H7ZM38 145H39V144H38ZM62 145H64V144H62ZM144 145H147V144H144ZM167 145H168V144H167ZM3 146H4V145H3ZM36 146H37V145H36ZM118 146L120 147V146H122V145H118ZM142 146H143V145H142ZM152 146H153V145H152ZM155 146H156V144H155ZM56 147H57V146H56ZM60 147H61V146H60ZM62 147H63V146H62ZM76 147H78V146H76ZM79 147H80V146H79ZM157 147L159 148L160 146L157 145ZM31 148H33V147H31ZM41 148H42V147H41ZM43 148H44V147H43ZM43 148H42V149H43ZM33 149H34V148H33ZM58 149H59V148H58ZM64 149H65V148H64ZM117 149L119 150V148H117ZM140 149H141V148H140ZM31 150H32V149H30V151H31ZM73 150H74V149H73ZM76 150H77L76 152H78V149H77V148H76ZM84 150H85V149H84ZM115 150H116V149H115ZM115 150L112 149V152L115 151ZM161 150H162V148H161ZM43 151H45V150H43ZM60 151H61V149H60ZM85 151H86V150H85ZM152 151H153V149H152ZM203 151H204V150H203ZM210 151H211V150H210ZM223 151H224V150H223ZM223 151H222V152H223ZM0 152H1V151H0ZM31 152H32V151H31ZM50 152H51V151H50ZM55 152H56V150H55ZM108 152H109V151H108ZM110 152H111V150H110ZM110 152H109V153H110ZM116 152H118V151H116ZM154 152H155V151H154ZM154 152H153V153H154ZM216 152H217V151H216ZM1 153H2V152H1ZM66 153H67V151H66ZM81 153H82V152H81ZM81 153H80V154H81ZM106 153H107V152L104 153L105 155L103 154L104 157L107 156ZM109 153H108V156L110 155ZM145 153H146V152H145ZM199 153H200V152H199ZM220 153H221V152H220ZM30 154H31V153H30ZM35 154H36V153H35ZM42 154H43V153H42ZM50 154H52V153H50ZM50 154H49V155H50ZM54 154H55V153H54ZM111 154H112V153H111ZM136 154H137V153H136ZM197 154H198V152H197ZM201 154H202V153H201ZM215 154H216V153H215ZM221 154H222V153H221ZM224 154H227V153L224 152ZM251 154H252V153H251ZM43 155H45V153H44ZM49 155H48V156H49ZM52 155H53V154H52ZM112 155H115V154H112ZM139 155H140V154H139ZM32 156H33V153L31 154L30 157L27 155V157H29L30 159H31ZM58 156H60V155H58ZM65 156H66V154H65ZM82 156H83V155H82ZM108 156H107V158H108ZM201 156L203 157V155H201ZM206 156H207V155H206ZM208 156H209V154H208ZM213 156H214V155H213ZM213 156H212V157H213ZM223 156H224V155H223ZM33 157H34V156H33ZM61 157H62V159H63V156H60V158H61ZM66 157H67V156H66ZM101 157H102V156H101ZM101 157H100V161H99V159H98L99 163H100V162L103 163V162H102V161H103V158H102V161H101ZM139 157H140V156H139ZM157 157H158V156H157ZM157 157H156V158H157ZM199 157H200V156L198 155V158H199ZM212 157H210V158L212 159ZM221 157H222V156H221ZM16 158H17V157H16ZM19 158H20V157H19ZM44 158H45V157H44ZM57 158H58V157H57ZM60 158H59V159H60ZM64 158H65V157H64ZM77 158H79V157H77ZM143 158H144V157H143ZM158 158H159V157H158ZM0 159H1V158H0ZM6 159H7V158H6ZM26 159H27L26 162H25V160H23V161L25 162L23 166H25V167H26L25 164L27 163V166H28V165H29V161H30L28 158H26ZM32 159H34V158H32ZM38 159H39V158H38ZM38 159H37V160H38ZM45 159H46V158H45ZM201 159H202V158H201ZM220 159H221V158H220ZM2 160H3V159H2ZM28 160H29V161H28ZM57 160H58V159H57ZM110 160H112L111 157H110ZM136 160H137V159H136ZM206 160H207V159H206ZM209 160H210V159H209ZM214 160H215V159H214ZM225 160H226V159H225ZM31 161H32V160H31ZM31 161H30V162H31ZM35 161H36V160H35ZM107 161H108V160H107ZM138 161H140V160H138ZM144 161H145V160H144ZM156 161H157V160H156ZM204 161H205V160H204ZM207 161H208V160H207ZM210 161H211V160H210ZM0 162H1V161H0ZM21 162H22V159H21ZM21 162H20V163H21ZM33 162H34V161H33ZM33 162H31L32 164H30V165H33ZM134 162H135V161H134ZM134 162H133V163H134ZM236 162H237V161H236ZM3 163H4V162H3ZM20 163H19V164H20ZM50 163H53V162L51 161ZM108 163H109V162H108ZM135 163H136V162H135ZM153 163H154V162H153ZM76 164H77V163H76ZM114 164H115V163H114ZM148 164H149V163H148ZM155 164L158 165V162H156ZM207 164H208V163H207ZM21 165H22V164H21ZM30 165H29V166H30ZM40 165L42 166V164H40ZM40 165H39V166H40ZM56 165H57V164H56ZM94 165L97 167L96 170H100V169H98L99 166H97L96 163H95ZM98 165H99V164H98ZM151 165H152V164H151ZM234 165H235V164H234ZM29 166H28V167H29ZM63 166H64V165H63ZM67 166H68V165H67ZM207 166H208V165H207ZM231 166H232V165H231ZM8 167H9V166H8ZM28 167H27L26 169H25V168H23V169H25V170L28 171ZM91 167H93V166H91ZM91 167H90V169H91ZM136 167H137V166H136ZM204 167H205V165H204ZM204 167H203V168H204ZM53 168H54V167H53ZM94 168H95V167H94ZM100 168H101V166H100ZM122 168H123V167H122ZM141 168H142V167H141ZM203 168H202V169H203ZM245 168H246V167H245ZM0 169H1V168H0ZM2 169H3V168H2ZM92 169H93V168H92ZM115 169H117V168L115 167ZM119 169H120V168H119ZM142 169H143V168H142ZM157 169H158V168H157ZM159 169H161V168L159 167ZM202 169H201V170H202ZM3 170H4V169H3ZM16 170H17V169H16ZM16 170H15V171H16ZM96 170L93 169V172H92V173L94 174V173H95L94 171H96ZM108 170H110V169H108ZM108 170H106V171H107L106 173H108ZM121 170H122V169H121ZM133 170H134V168H133ZM139 170H140V169H139ZM240 170H241V167H240ZM4 171H5V170H4ZM27 171H26V172H27ZM32 171H34V170H32ZM40 171H41V169H40ZM64 171H65V170H64ZM89 171H90V170H89ZM91 171H92V170H91ZM122 171L124 172V170H122ZM19 172H20V171H19ZM34 172H35V171H34ZM100 172H102V171H99V173H100ZM109 172H110V171H109ZM138 172H139V171H138ZM202 172H203V170H202ZM258 172L260 173V171H258ZM262 172H263V171H262ZM262 172H261V173H262ZM50 173H52V172H50ZM65 173H66V172H65ZM67 173H69V172H67ZM92 173L89 172V175H91ZM96 173H97V172H96ZM103 173H104V172H103ZM158 173H159V172H158ZM261 173H260V174H261ZM18 174H19V173H18ZM22 174H23V173H22ZM26 174H27V173H26ZM40 174H41V173H40ZM48 174H49V173H48ZM60 174H61V173H60ZM110 174H112V173H110ZM162 174H163V176H164L165 173L163 172ZM263 174H264V172H263ZM43 175H46V174H43ZM51 175H53V174H51ZM96 175H97V174H96ZM104 175H105V173H104ZM115 175H117V174H115ZM127 175H128V174H127ZM136 175H137V172H136ZM3 176H4V175H3ZM38 176H39V175H38ZM46 176H47V178H48L49 175H46ZM99 176H100V175H99ZM107 176H109V174H108ZM118 176H119V173H118ZM122 176H123V175H122ZM124 176H125V175H124ZM151 176H152V175H151ZM156 176H157V174H156ZM248 176H249V175H248ZM0 177L2 178V176H0ZM66 177H67V176H66ZM87 177H88V176H87ZM92 177L94 178V176H92ZM97 177H98V176H97ZM113 177H114V176H112V178H113ZM120 177H121V175H120ZM128 177H130V176L128 175ZM160 177H161V176H160ZM253 177H254V176H253ZM1 178H0V179H1ZM28 178H29V176H28ZM28 178H27V179H28ZM31 178H32V177H31ZM88 178H91V177L89 176ZM93 178H91V179L93 180ZM98 178H99V177H98ZM109 178H111V177H109ZM112 178H111V179H112ZM114 178L116 179V176H115ZM114 178H113V179H114ZM141 178H143V177H141ZM257 178H258V177H257ZM2 179H5V178H2ZM22 179H23V177H22ZM67 179H68V178H67ZM67 179H66V180H67ZM91 179H89V180H91ZM113 179H112V180H113ZM117 179H118V177H117ZM125 179H126V178H125ZM125 179L123 178V180H125ZM138 179H139V178H138ZM254 179H255V178H254ZM259 179H260V178H259ZM29 180H30V179H28L27 182H28ZM36 180H37V179H36ZM43 180H44V179H43ZM48 180H50V181H48L49 183L52 182V181H54V180L52 179V176H51V179L49 178ZM51 180H52V181H51ZM57 180H58V179H57ZM66 180L64 181L65 183H66V182H70L69 179H68V181H66ZM89 180H86V181L82 180V181H84V182H87V181L90 182ZM96 180H97V179H96ZM127 180H128V179H126L125 182H126ZM132 180H133V179H131V181H132ZM202 180H203V179H202ZM3 181H4V180H3ZM3 181H2V182H3ZM9 181H10V180H9ZM24 181H26V180H24ZM117 181H118V180H117ZM117 181H116V182H117ZM120 181H122V180H120ZM128 181H129V180H128ZM128 181H127V182H128ZM136 181H137V180H136ZM145 181H146V180H145ZM154 181H155V180H154ZM157 181H159V180H157ZM157 181H156V182H157ZM14 182H15V181H14ZM62 182H63V181H62ZM62 182H61V183H62ZM122 182H124V181H122ZM129 182H130V181H129ZM140 182H141V181H140ZM65 183H64V185H65ZM106 183H107V182H106ZM59 184H60V182L58 181V184H57V185H59ZM127 184H128V183H127ZM127 184H124V183H123V185H125V186H126ZM50 185H52V184H50ZM55 185H56V184H55ZM62 185H63V183H62ZM10 186H11V185H10ZM13 186H14V184H13ZM52 186H54V185H52ZM52 186H50V187H52ZM65 186H66V185H65ZM125 186H124V187H125ZM48 187H49V186H48ZM56 187H57V186H54V187H52V188H54V189L57 191ZM202 187H204V186H202ZM33 188H35V187H33ZM59 188H61V187H59ZM59 188H58V189H59ZM83 188H86V187H83ZM113 188H114V187H113ZM122 188H123V187H122ZM7 189H8V188H6V190H7ZM24 189H25V188H24ZM28 189H29V188H28ZM28 189H25V190H28ZM64 189H66V188H63V189H62V191H61L62 194L60 193L61 196L63 195L64 192H66V193H65L63 196H65V195H67V194H70V193H73L72 191L70 192L68 189H66V190L64 191ZM18 190H19V189H18ZM22 190H23V188H22ZM22 190L20 189V192H22ZM35 190H37V189H35ZM110 190H111V189H110ZM117 190H118V188H117ZM119 190H120V189H119ZM121 190H123V189H121ZM197 190H198V189H197ZM15 191H17V189H16ZM56 191H54V192H56ZM67 191H69L70 193H67ZM82 191H83V190H82ZM84 191H85V189H84ZM133 191H134V190H133ZM203 191H204V189H203ZM203 191H199V192H203ZM9 192L13 194V192H11V191H9ZM29 192H30V191H29ZM35 192H36V191H35ZM37 192L40 193L39 190H38ZM51 192H52V191H50V193H51ZM97 192H98V191H97ZM111 192H112V190H111ZM115 192H116V188H115ZM17 193H18V192H17ZM24 193H25V191H24ZM24 193H23V194H24ZM42 193H43V192H42ZM52 193H53V192H52ZM79 193H80V192H79ZM106 193H109V192H106ZM117 193H118V192H117ZM123 193H124V195H125L126 192L123 191ZM123 193H121V194H119V195H122ZM203 193H204V192H203ZM54 194H55V193H54ZM54 194H53V195H54ZM57 194H58V193H57ZM57 194H55V195H57ZM73 194L76 195V193H73ZM109 194H110V193H109ZM9 195H11V194H9ZM29 195H30V194H29ZM37 195H39V194H37ZM37 195H36V196H37ZM48 195H49V194H48ZM70 195H72V194H70ZM75 195H73V196H75ZM79 195H80V194H79ZM95 195H96V193H95ZM115 195H116V194H115ZM115 195H114V196H115ZM200 195H201V196H204V194H203V195L200 194ZM5 196H7V195H5ZM12 196H15V195L13 194ZM25 196H27V193L24 195V197H25ZM33 196H34V195H33ZM40 196H41V195H40ZM43 196H44V194H43ZM49 196H50V195H49ZM51 196H52V195H51ZM58 196H59V195H58ZM73 196H72V197H73ZM100 196H101V195H100ZM104 196H105V195H104ZM259 196H260V195H259ZM8 197H9V196H8ZM67 197H68L69 200H70V196L67 195ZM76 197H77V196H76ZM78 197H79V196H78ZM107 197H108V196H107ZM120 197H121V196H120ZM196 197H197V196H196ZM261 197H262V196H261ZM53 198H54V197H53ZM53 198H52V199H53ZM60 198H61V197H59V200H60ZM62 198H64V197H62ZM62 198H61V199H62ZM65 198H66V196H65ZM68 198L65 199V200H68ZM73 198H74V197H73ZM95 198H96V197H95ZM101 198H103V197H101ZM114 198H115V197H114ZM117 198H119V196H118ZM124 198H125V196H124ZM129 198H130V197H129ZM135 198H136V197H135ZM137 198H138V197H137ZM10 199L12 200V197H11ZM10 199H9V200H10ZM21 199L24 200L23 196H22ZM26 199H28V198L26 197ZM26 199H25V200H26ZM40 199H41V198H40ZM50 199H51V198H50ZM54 199H55V198H54ZM77 199H78V198H77ZM109 199H110V197H109ZM199 199H200V198H199ZM11 200H10V201H11ZM22 200H21V201H22ZM25 200H24V201H25ZM38 200H39V199H38ZM45 200H46V199H45ZM100 200H101V199H100ZM102 200H103V199H102ZM106 200H107V199H106ZM106 200H105V203H106ZM113 200H114V199H113ZM133 200H134V199H133ZM16 201H17V200H16ZM21 201L19 200V202H21ZM24 201H22V202H24ZM32 201H33V200H32ZM46 201H47V200H46ZM61 201H62V200H61ZM72 201H73V200H72ZM109 201H111V200H109ZM119 201H121V199H120ZM130 201H131V200H130ZM199 201H200V200H199ZM259 201H260V200H259ZM26 202H27V200H26ZM26 202H25V203H26ZM30 202H31V201H30ZM34 202H35V201H34ZM41 202H43L42 199H41ZM56 202H57V201H56ZM75 202H77V201H75ZM132 202H133V201H132ZM38 203H39V202H38ZM44 203H45V202H43V204H41V205L44 206ZM47 203H48V202H47ZM47 203H45V204L47 205ZM54 203H55V201L53 202V204H54ZM73 203H74V202H73ZM169 203H170V202H169ZM169 203H167V204H169ZM260 203H261V201H260ZM3 204H4V203H3ZM53 204H52V205L50 204V205H51L50 209L52 208ZM96 204H97V203H96ZM107 204H108V203H107ZM167 204L165 205L166 207H165L164 205H163V206H164L165 208L169 207V208H167V209H168L167 212H171L170 209H172V208H170V207H173L174 204H173V206L171 205L172 202H171L170 205H167ZM262 204H263V203H261V207H262ZM17 205H18V203L16 204V207H17ZM48 205H49V204H48ZM69 205H71L70 202H69ZM72 205H73V204H72ZM92 205H93V204H92ZM112 205H113V204H112ZM263 205H264V204H263ZM4 206H5V205H4ZM37 206H38V205H37ZM59 206H60V205H59ZM73 206H74V205H73ZM93 206H95V205H93ZM98 206H99V205H98ZM198 206H199V205H198ZM45 207H46V206H45ZM48 207H49V206H48ZM48 207H47V208H48ZM83 207H84V205H83ZM95 207H96V206H95ZM106 207H107V205H105V208H106ZM116 207H117V206H116ZM259 207H260V205H259ZM261 207H260V208H261ZM17 208H18V207H17ZM40 208H41V207L39 206V209H40ZM43 208H44V207H43ZM56 208H57V206H56ZM56 208H55V209H56ZM112 208H113V206H112ZM263 208H264V207H263ZM263 208H262V210H264ZM66 209H67V208H66ZM82 209H84V208H82ZM93 209H94V208H93ZM96 209H99V208H96ZM114 209H115V208H114ZM116 209H117V208H116ZM155 209H156V208H155ZM36 210H37V209H36ZM44 210H45V209H44ZM51 210H52V209H51ZM56 210H57V209H56ZM56 210H53V212L56 211ZM60 210H61V209H58L57 211H60ZM85 210H86V209H85ZM85 210H84V212H85ZM105 210H106V209H105ZM111 210H112V209H111ZM169 210H170V211H169ZM209 210H210V209H209ZM249 210H251V209H249ZM3 211H4V210H3ZM25 211H26V210H25ZM25 211H24V212H25ZM46 211H47V209H46ZM48 211H49V210H48ZM93 211H94V210H93ZM103 211H104V210H103ZM113 211H114V210H113ZM113 211H112V212H113ZM120 211H122V210H120ZM120 211H116L117 214H118V212L120 213ZM217 211H218V210H217ZM247 211H248V210H247ZM0 212H1V211H0ZM53 212H50V213H53ZM64 212H66V211H64ZM64 212H62V214H63ZM84 212H83V213H84ZM109 212H110V211H109ZM109 212H108V215H109V217H110V215L112 216V214H113L115 211H114L112 214H109ZM197 212H198V211H197ZM208 212H209V211H208ZM214 212H215V211H214ZM231 212H234V214L231 213L232 216H234L233 218H235V215H236V219H240V220H239V223H237L238 225H239L242 221H244L245 218H246V220H248V218L245 217V216H244V217H240V216L238 217V216H237V214L240 215V214H242V212H241V213H240V212L237 213L236 211H231ZM244 212H245V211H244ZM248 212H249V211H248ZM252 212H253V211H252ZM34 213H35V212H34ZM50 213H49V214H50ZM68 213H69V212H68ZM68 213H67V214H68ZM70 213H71L72 215H74L73 212H70ZM70 213H69V214H70ZM95 213H97V212H95ZM205 213H206V212H205ZM218 213H220V212H218ZM31 214H33V213H31ZM31 214L28 215V216H31ZM62 214H61V216H62ZM67 214L65 215V213H64V217L66 216L70 222L68 223V222L66 221L65 224L67 225V223H68V225H70V224H72L71 222H72L74 219H72L73 216H71L72 218L69 219V216H70L71 214H70V215H67ZM101 214H102V212H101ZM101 214H99V215H101ZM193 214H194V213H193ZM197 214H198V213H197ZM209 214H210V213H209ZM231 214H230V216H231ZM243 214H244V213H243ZM246 214H247V212L245 213V215H246ZM249 214H250V212H249ZM253 214H254V213H253ZM253 214H251V215H253ZM9 215H10V214H9ZM45 215H46V214H45ZM89 215H90V214H89ZM104 215H105V214L103 213V216H104ZM106 215H107V214H106ZM108 215H107V216H108ZM118 215H120V214H118ZM216 215H219V214H216ZM247 215H248V214H247ZM258 215H259V214H258ZM263 215H264V214H263ZM21 216H22V215H21ZM33 216H34V214H33ZM85 216H86V215H85ZM113 216H114V215H113ZM113 216H112V217H113ZM115 216H117V215H115ZM115 216H114V217H115ZM197 216H198V215H197ZM197 216H196V217H197ZM232 216H231V217H232ZM45 217H48V216H45ZM92 217H93V216H92ZM101 217H102V216H101ZM101 217H100V218H101ZM144 217H145V216H144ZM207 217H208V216H207ZM211 217H212V216H211ZM237 217H238V218H237ZM258 217H259V216H258ZM8 218H10V216H9ZM11 218H12V216H11ZM21 218H22V217H21ZM96 218H97V217H96ZM106 218H107V217H106ZM197 218H198V217H197ZM242 218H244V219H242ZM254 218L256 219V217H254ZM263 218H264V217H263ZM25 219H26V218H25ZM29 219H30V218H29ZM34 219H35V218H34ZM39 219H40V218H38V220H39ZM65 219H66V218H65ZM91 219H92V218H91ZM11 220H12V219H11ZM21 220H22V219H21ZM23 220H24V219H23ZM71 220H72V221H71ZM100 220H101V219H100ZM204 220H205V219H204ZM246 220H245V223H246ZM252 220H253V219H252ZM257 220H258V219H257ZM42 221H43L44 223H46V222H45L44 220H42V219H40V221H36L37 223L39 222L38 224H36V222H33V223H35V226L40 225V222H41V224L43 225L44 223H42ZM92 221H93V220H92ZM198 221H199V220H198ZM236 221H238V220H235V223H236ZM240 221H241V222H240ZM258 221H260V218H259ZM260 222H262V221H260ZM47 223H48V222H47ZM47 223H46V224H47ZM200 223H201V222H200ZM251 223H254V220H253V222H251ZM262 223H263V222H262ZM202 224H203V223H202ZM233 224H234V223H233ZM241 224H242V223H241ZM256 224H257V223H256ZM18 225H19V224H18ZM28 225H29V224H28ZM66 225H65V226H66ZM73 225H74V224H73ZM254 225H255V224H254ZM19 226H20V225H19ZM29 226H30V225H29ZM31 226H32V224H31ZM71 226H72V225H71ZM74 226H76V225H74ZM74 226H73V227H74ZM90 226H91V225H90ZM236 226H237V225H236ZM255 226H256V225H255ZM259 226H260V225H259ZM261 226H262V225H261ZM263 226H264V224H263ZM32 227H33V226H32ZM51 227H52V226H51ZM63 227H64V226H63ZM4 228H5V227H4ZM8 228H9V227H8ZM18 228H19V227H18ZM20 228H21V226H20ZM22 228H24V227H22ZM61 228H62V227H61ZM68 228H69V227H68ZM68 228H67V229H68ZM75 228H76V227H75ZM261 228H262V227H261ZM46 229H47V228H46ZM4 230H5V229H4ZM12 230H13V229H12ZM19 230H20V229H18V233L20 232ZM21 230H22V229H21ZM23 230H24V229H23ZM61 230H62V229H61ZM65 230H66V229H64V231H65ZM15 231H16L15 233L17 234V229H16ZM44 231H45V230H44ZM73 231H74V230H73ZM254 231H255V230H254ZM256 231H257V230H256ZM262 231H264V229H263ZM262 231H261V232H262ZM22 232H23L22 234H24V231H22ZM42 232H43V231H42ZM45 232H46V231H45ZM45 232H44V233H45ZM258 232H259V231H258ZM261 232H260V234H261ZM20 233H21V232H20ZM20 233H19V234H20ZM44 233H42L43 235L40 236V237H41V238H40L41 241H42V239H45V238H43ZM62 233H63V230H62ZM62 233H61V234H62ZM22 234L20 235L21 237H22ZM0 235H1V233H0ZM46 235H47V234H45L44 237H46ZM76 235H77V234H76ZM8 236H9L8 234L5 235L6 238H9L8 240H11L12 237H11V236L8 237ZM48 236H49V237H48ZM48 236H47L48 241H47V238L44 240V241H47L46 244H47V243L49 242V240H50V239H49V238H50V235L48 234ZM57 237H58V236H57ZM260 237H261V235H260ZM1 238H4V236L1 237ZM14 238H16V237H14ZM19 238H20V237H19ZM27 238H28V237H27ZM262 238H264V237H262ZM4 239H5V238H4ZM4 239H3V240H4ZM20 239H22V238H20ZM20 239H16V240H17V241L19 240L20 243H21V241L24 239V237H23L22 240H20ZM24 240H25V239H24ZM54 240H55V239H54ZM72 240H73V239H72ZM76 240H77V239H76ZM6 241H7V240H6ZM27 241H28V240H27ZM30 241H31V240H30ZM30 241H28V242H30ZM44 241H42V242L45 243ZM51 241H52V240H51ZM2 242H3V241H2ZM4 242H5V240H4ZM4 242H3V243H4ZM9 242H10V241H8V243H9ZM22 242H23V241H22ZM75 242H76V241H75ZM6 243H7V242H6ZM20 243H19V244H20ZM31 243H32V241H31ZM31 243H30V244H31ZM51 243H53V241H52ZM9 244H10V243H9ZM9 244H8V245H9ZM12 244H13V243H12ZM32 244H34V243H32ZM48 244H49V243H48ZM76 244H77V243H76ZM82 244H83V243H82ZM1 245H2V244H1ZM1 245H0V247H1L2 249H4V248H3L4 246L2 247ZM5 245H6V244H5ZM21 245H23V244H21ZM27 245H28V243H27ZM49 245H50V244H49ZM56 245H57V244H56ZM77 245H79V244H77ZM77 245H76V246H77ZM24 246H25V245H24ZM24 246H23V247H24ZM58 246H59V244H58L56 247H58ZM61 246H62V244H61ZM63 246H65V245H63ZM72 246H73V244H72ZM6 247H7V246H6ZM63 248H66V247H63ZM66 249H67V248H66ZM66 249H65V250H66ZM76 249H77V248H76ZM57 250H58V249H57ZM63 250H64V249H63ZM65 250L63 251V253L65 252ZM0 251H1V250H0ZM3 251H4V250H3ZM5 251H6V250H5ZM55 251H56V250H55ZM73 251H74V250H73ZM56 252H57V251H56ZM61 252H62V251H61ZM67 252H68V250H67ZM72 253H74V252H72ZM51 254H52V253H51ZM69 254H70V253H69ZM75 254H76V253H75ZM72 255H73V254H72ZM68 256H69V255H68ZM241 256H242V255H241ZM52 257H53V256H52ZM54 257H55V255H54ZM56 257H58V255H56ZM60 257H61V256H60ZM250 258H251V257H250ZM252 258H253V257H252ZM63 259H64V258H63ZM64 260H65V259H64ZM197 261H198V260H197ZM261 261H262V260H261ZM256 262H257V264H258V263L263 264V263H262L263 261H262V262H258V261L255 260L254 263L256 264ZM2 263H3V262H2ZM4 263H5V262H4Z\"/></svg>", "mask_w": 264, "mask_h": 264}]
</instances>
